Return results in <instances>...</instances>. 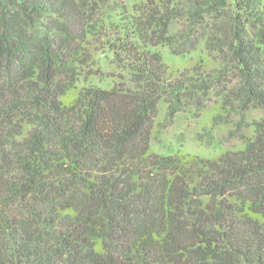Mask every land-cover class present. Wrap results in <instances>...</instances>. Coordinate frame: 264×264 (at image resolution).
Instances as JSON below:
<instances>
[{"label": "trees", "instance_id": "16d2710c", "mask_svg": "<svg viewBox=\"0 0 264 264\" xmlns=\"http://www.w3.org/2000/svg\"><path fill=\"white\" fill-rule=\"evenodd\" d=\"M97 52L133 87L70 98ZM160 101L218 102L243 147L154 152ZM0 264H264V0H0Z\"/></svg>", "mask_w": 264, "mask_h": 264}, {"label": "rangeland", "instance_id": "374dc122", "mask_svg": "<svg viewBox=\"0 0 264 264\" xmlns=\"http://www.w3.org/2000/svg\"><path fill=\"white\" fill-rule=\"evenodd\" d=\"M129 5V9L135 0H123ZM133 13V11H132ZM179 23L171 26L174 32ZM188 44L179 43L176 51L167 45H160L156 50L160 51L164 61L173 71H182L193 67L201 58L207 67L215 65L213 57L208 56L202 43L193 50L186 51ZM84 84L96 85L104 88L116 86L118 88L133 87L128 75L113 61L111 54L97 52L93 56L90 67L83 69L77 88L71 92L70 98L78 88ZM167 104L160 101L155 117L152 134L151 150L161 154L188 153L207 158H216L226 150H236L243 147L242 139L237 134H229L237 129L239 114L232 113L223 122L215 123L213 118L217 114H225L218 102L210 101L203 110L187 109L179 111L174 117H167ZM261 111L256 109L250 113L247 120L256 119ZM246 122V121H245ZM243 122L242 131L246 135H252V128Z\"/></svg>", "mask_w": 264, "mask_h": 264}]
</instances>
